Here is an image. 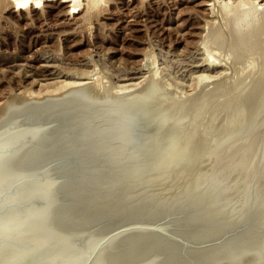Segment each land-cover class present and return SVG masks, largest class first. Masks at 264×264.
<instances>
[{
  "label": "water",
  "instance_id": "obj_1",
  "mask_svg": "<svg viewBox=\"0 0 264 264\" xmlns=\"http://www.w3.org/2000/svg\"><path fill=\"white\" fill-rule=\"evenodd\" d=\"M0 264H264V190L135 98L83 85L8 99Z\"/></svg>",
  "mask_w": 264,
  "mask_h": 264
},
{
  "label": "rangeland",
  "instance_id": "obj_2",
  "mask_svg": "<svg viewBox=\"0 0 264 264\" xmlns=\"http://www.w3.org/2000/svg\"><path fill=\"white\" fill-rule=\"evenodd\" d=\"M89 1L92 2L93 0H80V4L82 5L80 9H83V7L87 9L86 6H88L87 3ZM99 1V3L97 2V4L91 6L93 10H90L89 14L85 13L86 10H82L84 12L81 11L80 15L76 14V18L79 21H77L78 24L68 27L66 25L67 20L64 17H59L58 11H61V9H59V1L57 2V0L56 2L40 0L41 8L38 10H18L17 12H14L10 8H6L8 11L2 10L3 3L0 5V9L4 11L1 12L0 10L1 105L3 104L2 102L6 101V99H1V97L5 94L7 96L9 92L16 95L20 93V96H16L20 98H23V96L28 98L31 94H33V97H36L38 94L39 97L40 93L48 95L50 92L53 94L55 90L60 91L61 88L63 90L65 87L67 88V84H70V82L75 85L81 83H84L83 85L87 84L93 92L98 94L100 91L103 93L105 89H109L111 94V90L114 92V96L117 93L119 96L122 90V93L124 91L128 93L130 89V93L137 83L139 84H137V87L140 88L141 84H143L145 89L141 87L132 93L144 94L147 89L150 90L152 84H155L152 87H158L157 90L160 91L157 92L154 89L163 97L164 93L165 95L169 91L171 93L172 98H167L169 97V93L165 98L159 97L164 102L166 101L164 99H168L165 106L168 103L173 109H175L173 106L176 108L179 106L180 110V106H182V113L185 110L187 112L189 109L192 110H190L192 113L194 112L190 123L192 125L195 123V127L204 124L202 125L205 127L204 129H202V126L195 128L198 131H202L204 138L207 137L206 134L210 135L212 128L214 132H216L214 129H217L216 133H212L213 135H218V132H220L218 136L208 135L209 138L213 137V139L211 138L212 142L208 140V137L206 139L202 138L205 141L203 143L198 142L203 145L202 147L198 143L195 144L197 147L199 146L198 148L204 147V150H200L201 153L207 150L210 145H213L215 141L217 142V137L224 134L221 130L222 128L225 130L226 127L224 128L223 126L228 127L232 124L233 127L231 126V129L229 127V129L226 128V131L231 130L230 133L232 134L235 130H241L238 129L239 126H244L245 123L250 124L247 127L245 125L244 128H249L252 125V129H258L257 127L260 125L256 126V128L255 126L253 127V121L257 122L255 119L260 116V114L259 116L257 114L260 113L258 112L259 110L262 109L263 112L261 110V113L263 114L261 116L264 115V48L259 49V46L255 47V42L260 41V38L264 40V33L260 35L261 37H258L257 41L255 40L256 36L255 38L252 37L255 34V29L257 32V28H254V25L255 27H259L262 22L264 23V0H250V3L248 2L249 0ZM251 2H255L254 6H257V9L251 5ZM128 4L129 6H127ZM245 4L248 8L245 7ZM233 6H235V9L240 8L236 13L239 14L237 15L238 17L242 16V20L241 17L240 19L234 17L236 13ZM250 6L252 8H249ZM52 7L56 9L53 10L51 9ZM241 9L242 11L252 9V11L254 10L253 12L256 11L257 13L255 12L254 15H251L253 12L249 14L246 11V14L245 11L241 12ZM228 12L230 15L231 13L235 15L229 17L227 16ZM244 15H251L254 18L248 17L246 20H243ZM233 19H235L234 22L232 21ZM237 19L240 20V24ZM81 21L86 23H82ZM77 22L74 21L72 23ZM236 22L238 23L237 25H235ZM79 24L85 26L84 30L83 27L81 29ZM235 26L237 27L235 28ZM76 27L78 29L74 30ZM262 27L264 28V26ZM262 27H259V29H263ZM72 30L75 33H79L81 30L82 32L79 33L80 35H75ZM69 33L70 35H74L66 36ZM249 37L252 39H249ZM241 40L243 43H241ZM250 40H252L251 42L254 40L252 45L249 42ZM80 42L82 44H79ZM244 43L243 49L240 48ZM258 49L259 51L257 52ZM42 65L45 67L47 65V67L43 68ZM44 69H50L52 72L56 71V75L43 77L41 76V72ZM61 69H64L66 72H63ZM10 80L12 81L11 85L9 84ZM148 80L152 84H147ZM13 81L18 84L14 85ZM19 82L21 83L19 84ZM144 82L149 86L146 87L147 85L145 86ZM94 84L99 89L97 87L94 88ZM127 84L130 85L125 87ZM132 84H135L134 87H132ZM25 94H28V96ZM123 95L121 94V96ZM32 96L30 98H33ZM188 102L193 107L188 108L187 106L190 107ZM156 103L157 105L163 104L162 101L159 102L160 104ZM195 109L196 111H194ZM249 111L251 112L250 114ZM255 116L258 117L256 118ZM262 117L264 118V116ZM257 120L259 123H264L263 121H259V119ZM200 123L202 124L200 125ZM236 123L237 125H235ZM234 126L236 127L234 128ZM241 128L243 129V127ZM252 129L249 128L248 132L252 133L254 131ZM261 129L264 132V126L262 128L260 126L256 131L261 134ZM208 131L209 133H206ZM244 131H238L240 134L234 133V136L232 134L229 135L232 138L234 137V141L230 146L227 145V142L230 139L228 143L230 144V141L233 139L225 138L227 142L226 144L223 142L224 147L225 145L229 146L227 147L229 150L234 142H237V145L243 144L241 147L245 146L244 143L246 147H252L253 145L250 141L252 140L253 143L258 140L253 137L255 131L254 134L252 133L253 135L250 133L251 139H249V133L246 134L247 130ZM243 132L245 133L244 141ZM237 135L239 136L237 137ZM255 135L256 137L260 136V139L264 133L261 135L256 133ZM253 139L256 140L253 141ZM247 140L250 145H247ZM204 143L208 146L204 145ZM219 144L222 146L219 149L222 150L223 145L222 143ZM205 146L207 147L205 148ZM235 147H232L233 150ZM246 147H243L242 149L244 150L240 152L235 148V152L233 151L234 155H229L232 151L226 155L228 150L225 147L227 151L224 149L226 153L224 152L225 156L222 159V163H226L228 166L225 165L227 169L223 172L250 185L254 178H260L259 180L263 183L261 189L264 190V181H262L264 180V163L261 159V157H264V154L259 152L264 151V149L261 150L264 146L260 147V149L257 148L259 149V151L256 150L258 157L256 156L257 154L254 157L252 153L249 154L252 157L248 156V153H250L248 151L250 149H254L255 151V147H249L248 151ZM237 148L238 150L241 149L240 146ZM209 150L208 148V153L206 151L203 153V157L207 155L209 156L208 159L206 158L207 156L205 158L213 162L217 158L216 154H218V150H216L217 153H211ZM212 156L214 157L213 159ZM210 157L211 159H209ZM252 158L254 159L253 161L251 160Z\"/></svg>",
  "mask_w": 264,
  "mask_h": 264
},
{
  "label": "bare ground",
  "instance_id": "obj_3",
  "mask_svg": "<svg viewBox=\"0 0 264 264\" xmlns=\"http://www.w3.org/2000/svg\"><path fill=\"white\" fill-rule=\"evenodd\" d=\"M59 1V9H61V11H58L59 12V17L60 18H63L64 17V19H66L67 20V23H66V25H67V27L68 26H75V25H77L78 24V20H77V18H76V14L77 15H80L81 14V11L82 10H86L85 11V13H88L89 14V12H90V10H93V8L91 7L92 5H95V4H97V2L99 1V0H93L92 2L91 1H89V3H87L88 4V6H86V8L87 9H85V7H83V9H80V6H82L81 4H80V0H57V2ZM113 1V0H112ZM121 1V0H120ZM124 1V0H123ZM230 1V0H229ZM235 1V0H234ZM257 1V0H256ZM46 2H56V0H46ZM99 2H101V1H99ZM98 2V3H99ZM249 3H250V0L248 1ZM3 3V4H2ZM113 3V2H112ZM162 3H164V2H162ZM229 3V2H228ZM240 3H241V1H240ZM239 2H238V4H240ZM242 3H244V2H242ZM252 3V2H251ZM255 3V2H254ZM254 3H252L251 5L252 6H254ZM2 4V6H3V8H2V10H5V11H8V10H6V8H10V9H12V10H14V12H17L18 10H20V11H24V10H38L39 8H41V6H40V0H0V5ZM86 4V5H87ZM116 4V3H115ZM205 4V3H204ZM206 5V4H205ZM230 5V4H229ZM241 5V4H240ZM257 5V4H256ZM259 5V4H258ZM1 6V7H2ZM58 6V5H57ZM85 6V5H84ZM106 6V5H105ZM104 6V7H105ZM127 6H129V4L127 5ZM111 7V6H110ZM234 7V10H235V13H236V11L238 10L239 11V7H238V9L236 8L235 9V6H233ZM245 7H247V5L245 4ZM244 7V8H245ZM255 8L257 7V6H254ZM262 7V6H261ZM264 7V6H263ZM5 8V9H4ZM116 8V7H115ZM243 8V9H244ZM248 8V7H247ZM249 8H252L251 6L249 7ZM255 8H254V10H255ZM51 9H56L55 7H52ZM257 9V8H256ZM258 9H259V7H258ZM262 9V8H261ZM1 10V9H0ZM1 10V12H4V11H2ZM11 10V11H12ZM101 10V9H100ZM133 10H134V8H133ZM234 10H232L233 12H234ZM251 10V11H250ZM253 10V11H254ZM84 11H82V12H84ZM113 11V10H112ZM230 11V10H229ZM231 11V12H232ZM237 11V12H238ZM241 12H243V11H247L246 9L245 10H243L242 11V9L240 10ZM252 11V9H249V11H247V12H249V14H250V12L252 13L253 12ZM260 11V10H259ZM258 11V12H259ZM0 12V13H1ZM57 12V13H58ZM102 12V11H101ZM145 12V11H144ZM247 12H246V14H247ZM256 12V11H255ZM255 12H253V14H251V15H254V13ZM93 13V12H92ZM194 13H196V12H194ZM257 13V12H256ZM91 14V13H90ZM110 14V13H109ZM126 14V13H125ZM245 14V13H244ZM57 15V14H56ZM231 15H235L234 13H231ZM231 15H230V13L228 12V15L227 16H229V17H231ZM237 15H239L238 13H236V16H234V17H237V18H239L240 19V17H241V20H242V16H240V17H238ZM251 15L249 16V15H244L243 17L245 18H243V20H246L248 17H251ZM71 16H73L72 18H70ZM264 16V15H263ZM59 17H57V18H59ZM193 18V17H192ZM226 18H228V17H226ZM233 18V17H232ZM254 18V17H253ZM252 17H251V19H253ZM190 19V18H189ZM203 19V18H202ZM239 19H237V21L239 22L240 20ZM228 20H229V18H228ZM234 20L235 19H233L232 21L234 22ZM74 21H78L77 23H72V22H74ZM226 21H227V19H226ZM82 22V21H81ZM142 22V21H141ZM228 22V21H227ZM262 22V21H261ZM62 23V22H61ZM65 23V22H64ZM82 23H86V22H82ZM230 23H231V21H230ZM241 22H239V24H240ZM63 24V23H62ZM132 24V23H131ZM136 24V23H135ZM233 24V23H232ZM238 23L236 22L235 23V25H237ZM253 24V23H252ZM263 24V25H262ZM35 25V24H34ZM84 25V24H83ZM85 25H87V24H85ZM186 25V24H185ZM229 25H231V24H229ZM248 25V24H247ZM250 26H251V24H249ZM258 25V24H257ZM48 26V25H47ZM60 26V25H59ZM79 26H81L80 24H79ZM78 26V27H79ZM253 26V25H252ZM262 26H264V23L262 22L261 23V26H259V27H262ZM49 27H50V25H49ZM82 27H83V30H84V28H85V26H81V29H82ZM126 27V26H125ZM149 27V26H148ZM214 27V26H213ZM237 26H235V28H236ZM259 27H255V25H254V28H257V32H256V29H255V34H254V36L252 37V38H255V36H256V41L258 40V37H261L260 35L262 34V33H264V28L263 29H259ZM73 28V27H72ZM80 28V27H79ZM105 28V27H104ZM253 28V29H254ZM56 29V28H55ZM75 29H78L77 27L76 28H74V30ZM115 29V28H114ZM69 30V29H68ZM67 30V31H68ZM70 30H71V27H70ZM261 32H260V31ZM73 31V30H72ZM79 31V30H78ZM64 33H65V31H63ZM81 32H82V30H81ZM81 32H79V33H81ZM236 32V31H235ZM62 33V32H61ZM63 33V34H64ZM66 33H68V32H66ZM71 33V32H70ZM70 33L69 34H66V36L67 35H69V36H73V35H70ZM73 33H75L74 31H73ZM79 33H75V35L77 34H79ZM194 33V32H193ZM52 34V33H51ZM83 34V33H82ZM190 34V33H189ZM239 35H240V33H238ZM80 35V34H79ZM197 35V34H196ZM253 35V34H252ZM251 35V36H252ZM47 36V35H46ZM64 36H65V34H64ZM68 36V37H69ZM82 37H83V35H81ZM84 36H85V34H84ZM193 36V35H192ZM235 36V35H234ZM241 36V35H240ZM94 38V37H93ZM252 38H250L249 37V39H252ZM68 39V38H67ZM84 40H86V39H84ZM247 40V39H246ZM260 41H258V42H255V47H258L259 49H263L264 48V40H262L261 38L259 39ZM242 41V40H241ZM252 40H250L249 42H251ZM247 42H248V40H247ZM253 42H254V40H253ZM253 42H251V45L253 44ZM241 43H243V41L241 42ZM246 43V42H245ZM245 43L244 44H242V47H240V48H242L243 49V46H245ZM79 44H82L81 42L79 43ZM79 44H77L78 46H80ZM176 44V43H175ZM247 44V43H246ZM76 46V45H75ZM247 46V45H246ZM250 46V45H249ZM252 47V46H251ZM254 47V46H253ZM73 48V47H72ZM246 49V48H245ZM259 49L257 50V52L259 51ZM214 51V50H213ZM212 51V52H213ZM260 51H262V50H260ZM244 52H246V51H244ZM51 53V52H50ZM210 53H211V51H210ZM261 53V52H260ZM263 53V52H262ZM35 56V55H34ZM32 58V57H31ZM33 60V59H32ZM36 61H37V59H36ZM49 61V60H48ZM33 62H35L34 60H33ZM38 62V61H37ZM215 63V62H214ZM71 65V64H70ZM198 65V64H197ZM43 66V65H42ZM30 67V66H29ZM46 67H47V65H46ZM45 66H43V68H46ZM60 67V66H59ZM59 67H57V68H59ZM61 68V67H60ZM65 68V67H64ZM71 69V68H70ZM263 69H264V67H263ZM263 69H262V71H263ZM62 70V69H61ZM119 70V69H118ZM63 72L65 71L64 69L62 70ZM70 71V70H69ZM57 72H58V70H57ZM61 72V71H60ZM66 72V71H65ZM42 75L41 76H50V75H56V71L55 72H52L50 69H44V70H42ZM46 73H48V74H46ZM67 73H69L68 71H67ZM262 73V72H261ZM20 74V73H19ZM61 74H62V72H61ZM137 74V73H136ZM263 74V73H262ZM264 76V75H263ZM58 77V76H57ZM47 78V77H46ZM127 79V78H126ZM133 79V78H132ZM12 80H14V79H12ZM19 80V79H18ZM45 80V79H44ZM15 81H17V80H15ZM20 81V80H19ZM22 81V80H21ZM59 81V80H58ZM63 81V80H62ZM150 80H148V83L147 84H149V83H151L152 84V82L150 81ZM11 80H10V85H11ZM14 82V81H13ZM38 82V81H37ZM60 82V81H59ZM21 82H19V84H20ZM55 83V82H54ZM53 83V84H54ZM61 83V82H60ZM143 83V82H142ZM15 84H18V83H15L14 82V85ZM34 84H35V82H34ZM65 84V83H64ZM82 84V83H81ZM81 84H79V85H75L74 83L73 84H71V82H70V84L68 83L67 85L69 86H67V88L65 87L63 90H62V88L60 89V91H57V90H55L54 91V93L52 94L51 92V94L49 93L48 95H46L45 93V95L43 94V93H40V95H39V97H44V96H49V95H54V94H59V93H61V92H63V91H65V90H68V89H70V88H74V87H78V86H83V84L81 85ZM131 84V83H130ZM130 84H127V86H125V87H128V85H130ZM138 84V83H137ZM137 84L135 85V84H132L133 86L132 87H134V85H135V87H136V89H135V87L133 88V91H131L130 93H129V90H128V88H127V90H128V93H125V91H124V93H122L123 92V90H122V92H120L123 96H126V97H131V98H135V99H137V100H139V101H141L142 103H144V105L153 113V114H155L159 119H160V121L175 135V136H177L178 138H180L181 140H183L185 143H187L190 147H192L194 150H199V151H197V152H200V150H202L203 148H198L197 147V145H195V144H197L198 142H200V143H203V141H205L204 139H206L207 137H208V140L210 141L211 140V138L213 139V137H211V138H209V136H211V134L212 133H216L217 132V129H214V130H216V132H214L213 131V128H212V132L210 133V135L209 134H206L207 135V137L206 138H204L203 137V133H202V131H198V130H196L195 128L196 127H201L202 125H204V124H202V123H200V125L201 126H194V124L192 125L190 122V120L192 119V114L194 113H192L191 111V109H189V110H187V112H183L182 113V111H183V109L181 108L182 106H180V110H179V106L177 107L178 108V110L179 111H181V112H179L178 110H176L177 108L175 107V106H173L175 109H173V108H171L170 107V105L167 103V106H165V104H166V101L168 102V99L167 98H172L171 97V93H169V97H167L166 99H164V100H166L165 102L163 101V99L161 100L159 97L160 96H162V95H160L159 93H157L158 91H160V90H157L158 89V87H154L156 90H157V92L155 91V89L152 87L153 85L155 86V84H152L151 85V88H150V90H148L147 89V91L146 92H144V94H133L132 92H134V90H139L141 87H144V85L143 84H141V87L139 88V87H137ZM144 84H145V86L147 85L145 82H144ZM23 85V84H22ZM43 85V84H42ZM44 85H46V84H44ZM56 85V84H55ZM87 85V84H86ZM139 85V84H138ZM150 85V84H149ZM149 85H147L146 87H148ZM33 86V85H32ZM50 86V85H49ZM66 86V85H65ZM95 86V84L93 85V87ZM124 86H122V87H124ZM41 87V86H40ZM64 87V86H63ZM92 87V88H93ZM97 86H95L94 88H96ZM121 87V86H120ZM124 87V88H125ZM98 89H99V87H97ZM105 88V87H104ZM111 88V87H110ZM138 88V89H137ZM42 89H44V88H42ZM97 89V91L99 92V90ZM122 89V88H121ZM144 89H145V87H144ZM143 89V90H144ZM154 89V90H153ZM94 90V89H93ZM96 90V89H95ZM101 90H103V89H101ZM106 90V91H105ZM104 90V92L102 93L101 91H100V93L98 94V93H95L96 95H99V96H103V97H114V92L111 90V92H112V94L110 93V90L109 89H105ZM125 90V89H124ZM142 90V89H141ZM121 91V90H120ZM37 92V91H36ZM40 92V91H39ZM38 92V93H39ZM56 92V93H55ZM143 92V91H142ZM141 92V93H142ZM10 93V92H9ZM7 94V96H6V94L5 95H3L2 97H1V99H6V101L8 100V99H28V98H30L33 94H31L30 96H28V94H25V95H27L28 96V98L26 97H24L23 96V98H20V97H16L17 95H19V94ZM16 93V92H15ZM117 93V92H116ZM119 93V94H120ZM167 93V94H168ZM172 93H174L173 91H172ZM41 94H43V96H41ZM121 94L119 95V96H121ZM161 94H163L162 92H161ZM167 94L165 95V93H164V97L163 98H165V96H167ZM175 94V93H174ZM36 95V94H35ZM34 95V96H35ZM20 96V95H19ZM115 96H118V93L115 95ZM22 97V96H21ZM33 97V96H32ZM38 97V94H37V96L36 97H33V98H37ZM161 97V98H162ZM158 99H159V101H158ZM172 100V99H171ZM6 101H4V102H2L3 104L1 105V107H0V112H1V109H2V106L4 105V103L6 102ZM160 101H162L163 102V104H160L159 102ZM1 102V101H0ZM156 102H158L160 105H157V103ZM191 103V102H190ZM183 105H184V103H182ZM186 104V103H185ZM192 104H194V103H192ZM156 105V106H155ZM169 105V106H168ZM178 105H180V104H178ZM188 105H190V107L189 106H187L188 108H191V104H189V102H188ZM172 106V105H171ZM199 106V105H198ZM200 106H202V105H200ZM184 107L185 108H187L185 105H184ZM183 107V108H184ZM193 107V106H192ZM182 109V110H181ZM254 109V108H253ZM253 109H252V111H253ZM191 110V111H190ZM262 110V109H261ZM261 110H259L258 112H260V113H257L258 114V116H259V114H260V116L259 117H261V118H259L258 116V118L257 119H259V121H263L264 122V118L262 117V116H264V115H262L261 116V114H263V113H261ZM188 111H190V112H188ZM194 111H196V109L194 110ZM197 111H198V108H197ZM262 112H263V110H262ZM251 112L249 111V114H250ZM201 114V113H200ZM254 117V118H255ZM257 119H255L257 122H258V120ZM261 119V120H260ZM197 120V119H196ZM236 120V119H235ZM200 121V120H199ZM239 121V120H238ZM252 121H253V119H252ZM197 122V121H196ZM249 122V121H248ZM254 123H253V127L255 126V128H256V126H261V128L264 126V123L262 124V123H257V122H255V121H253ZM197 123H199V122H197ZM196 123V124H197ZM242 123V122H241ZM250 123H245V125H246V127L249 125ZM252 124V123H251ZM263 126H262V125ZM235 125H237V123L235 124ZM244 125V126H245ZM231 126H232V124H231ZM231 126H228L229 128L231 127ZM244 126H239V128L238 129H241V130H247V132H246V134H248L249 132H248V129L250 128V129H252V125H250L249 126V128H244ZM260 126L259 127H257L258 129L260 128ZM203 127V126H202ZM206 127H208L207 125H206ZM224 128L226 127L227 129H229L227 126H223ZM233 127V126H232ZM236 126H234V128H235ZM241 127H243V129L241 128ZM205 127H203L202 129H204ZM211 128H210V131H211ZM226 128H225V130H223V128H222V132H224V134H222V135H220L219 137H217V142L215 141V143H214V141H213V145H210L208 148L211 150H209V152H211V153H213V152H216V150H218L219 148H221L222 146H221V144H219V143H222V145H223V142H225V144H226V140H225V138H231V139H233L232 141H230V144H228L229 143V140H228V142H227V145H231V143H233V141H234V137L232 138V136H234V133H237V134H240L239 132L241 131V130H238V131H236L235 129V132L232 134V133H230V131L231 130H227L228 131V133H227V131H226ZM201 129V130H202ZM207 129V128H206ZM206 129H205V131H206ZM231 129V128H230ZM258 129H252V130H254L255 131V134L257 133V134H259V135H261L262 133H264L262 130L263 129H261V134L260 133H258L256 130H258ZM208 130V129H207ZM252 130H250V131H252ZM233 131V130H232ZM254 131L252 132L253 134H254ZM245 132V131H244ZM243 132V141H244V133ZM192 133V134H191ZM206 133H209V131L208 132H206ZM219 134H220V132H218ZM230 133V134H229ZM251 133V132H250ZM250 133H249V139H251L252 138V136H250ZM251 133V135H253ZM218 134V135H219ZM232 134V136L230 137L229 135H231ZM254 134V135H255ZM205 135V134H204ZM209 135V136H208ZM213 135V134H212ZM215 135H217V134H215ZM215 135H213V136H215ZM217 135V136H218ZM253 135V137H255L256 139H258V140H256V139H253V141L254 140H256V141H258V142H253L252 143V140L250 141L251 142V144L254 146V144H255V151H254V149H250L249 151H248V149H249V147L250 148H252L251 146H248V147H246V144L244 143V145L245 146H243L244 148L246 147L247 148V151L248 152H250V153H248V156H251L252 157V155L254 156V157H258V154L256 153V150L257 151H259V149H260V147H262V146H264V140H263V138H264V135H261V138L259 139V137L260 136H258V137H256V135L254 136ZM229 136V137H228ZM235 136H236V134H235ZM239 135H237V137H238ZM245 136H247V135H245ZM236 137V138H237ZM202 138H204L203 140H202ZM235 138V139H236ZM240 138H241V135H240ZM246 138H248V137H246ZM245 138V139H246ZM215 139V138H214ZM224 139V140H223ZM238 139V138H237ZM221 140H223V141H221ZM240 140V139H239ZM202 141V142H201ZM207 141V140H206ZM236 141H238V140H236ZM210 142H212V140L210 141ZM246 142V141H245ZM200 143H198V145L200 144ZM209 143V142H208ZM236 143V145H234ZM238 143H239V141H238ZM240 143H241V141H240ZM210 144V143H209ZM212 144V143H211ZM234 144L232 145V147L233 146H236L235 148L237 149V151H242V150H244V149H242L243 147H241L242 145L240 144V145H237V142H234ZM201 145V147L203 146L202 144H200ZM204 145H207V144H205L204 143ZM227 145H225V147L227 148V147H229V146H227ZM247 145H250L249 143H248V140H247ZM208 146V145H207ZM207 146H205V148L207 147ZM240 146V150H238V148L237 147H239ZM225 147H224V145H223V148H222V150L221 149H219L218 150V154H216L217 156V158L216 159H214L215 161H211V160H209V161H211L212 162V164H214L216 167H218L220 170H222V171H226L225 169H227V167L225 166V165H227L226 163L225 164H223L222 163V159L224 158V152H225ZM230 148L229 150H228V148H227V150H228V152L226 153V155H228V153L229 152H231L232 151V153H229V155L230 154H233L234 155V153H233V151L235 152V148H234V150H233V148ZM253 147V148H254ZM197 148V149H196ZM208 148H207V150H208ZM257 148H259V149H257ZM225 149V150H224ZM262 149H264V147H262L261 148V150ZM204 150V149H203ZM207 150H205L207 153H208V151ZM221 150V151H220ZM226 150V151H227ZM204 151V152H205ZM247 151H245L246 153H247ZM255 153H254V152ZM203 152V153H204ZM221 152V153H220ZM245 152H241V153H245ZM261 154H264L262 151H259ZM203 153H199V154H202V156H203ZM206 153V154H207ZM217 153V152H216ZM252 153V155H249V154H251ZM254 153V154H253ZM236 154V153H235ZM255 154H257L256 156H255ZM207 156V155H206ZM205 156V157H206ZM215 156V155H214ZM245 156H247L246 154H245ZM208 157L209 156H207L206 158L208 159ZM227 157V156H226ZM225 157V158H226ZM229 157V156H228ZM251 157H249V158H251ZM260 157H261V155H260ZM214 157L212 156V159H213ZM247 158V157H246ZM209 159H211V157L209 158ZM261 159H262V161H263V163H264V157L262 158L261 157ZM261 159H259V160H261ZM252 161L254 160L253 158L251 159ZM244 161H245V159H244ZM248 162V161H247ZM250 162V161H249ZM224 165H222V164ZM228 166V165H227ZM224 169V170H223ZM260 174V173H259ZM255 179V178H254ZM252 180V186H255V187H257V188H260L261 189V187H262V182L257 178V179H255V180ZM262 181H264V180H262Z\"/></svg>",
  "mask_w": 264,
  "mask_h": 264
}]
</instances>
